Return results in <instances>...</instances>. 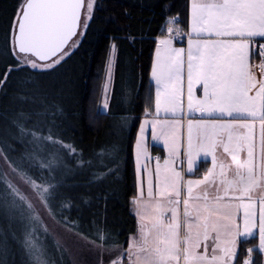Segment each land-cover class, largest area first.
I'll return each mask as SVG.
<instances>
[{
	"label": "snow or ice",
	"instance_id": "6c2138e0",
	"mask_svg": "<svg viewBox=\"0 0 264 264\" xmlns=\"http://www.w3.org/2000/svg\"><path fill=\"white\" fill-rule=\"evenodd\" d=\"M155 7L139 0L153 19ZM182 7L185 20L178 0L165 3L152 36L144 85L151 119L140 121L128 197L136 231L121 242L106 225L122 182L128 118H113L99 153L112 166L91 174L88 191L70 192L76 185L66 177L85 161L62 137L80 119L86 70L69 65L100 20L102 103L88 109L91 127L112 115L123 45L145 33L131 30V8L114 0H15L0 44V264H264V195L257 197L264 194V0H185ZM149 139L166 151L154 168ZM45 219L63 236L50 233Z\"/></svg>",
	"mask_w": 264,
	"mask_h": 264
},
{
	"label": "trees",
	"instance_id": "16d2710c",
	"mask_svg": "<svg viewBox=\"0 0 264 264\" xmlns=\"http://www.w3.org/2000/svg\"><path fill=\"white\" fill-rule=\"evenodd\" d=\"M15 0H0V44L3 42V30L8 26V21L12 14V5ZM117 5L123 7H130L133 14V32L142 29L145 33L144 40L138 42L135 46L131 44H124L122 52L117 58L116 71V88L110 104L111 116L101 117L99 121L89 126L87 113L89 107L95 111L96 106L102 103V95L100 85L103 83V65L101 56L104 52L106 41L99 35V29L102 22L97 20L93 25L92 34L88 36L80 53L75 56L74 60L70 62L69 70L83 67L86 70L84 81L78 82L80 105L77 111L80 115L79 121L75 122L74 127H70L63 135L66 142H72L82 150L83 159L85 161L82 171L77 170L74 174L66 177L68 185H76L70 187L69 191L72 193H83L88 191L86 187L88 180L91 178L93 172L106 171L107 166H112V160L105 155H99L109 142V133L114 129L109 128V124L119 121L124 116L128 118V126L122 133L123 139V162L121 171V183L115 185L118 193L109 200L107 213V228L113 234L119 233L118 239L121 242H126L128 235L135 234L136 221L128 211V197L129 194H135V164L133 159V142L136 137L137 128L141 119L145 116L144 113V98L146 90L144 85L147 84L149 66L151 64V57L153 55L154 45L152 36L156 34V30L162 23V6L165 3H177V0H152L156 5L154 8L155 19L152 18L151 13L147 9L141 11L139 8V0H114ZM185 0H178V8L181 11V19L185 20L183 14V4ZM111 5V0H110ZM117 8L116 11H121ZM177 9H173V14ZM99 16H105L107 13H98ZM143 20V23L139 21ZM151 20V23L149 21ZM124 23V21H122ZM183 26V25H182ZM87 61L85 64L84 62ZM127 97V99H126ZM68 107H74L69 104ZM151 111V110H150ZM71 122V115L68 116ZM67 127V125H66ZM114 138V137H113ZM158 151V147L152 148ZM63 154V153H62ZM68 163L75 168L72 160L67 157ZM90 161V163H88ZM206 165L201 164L202 170ZM105 185L101 184L99 187L92 186L91 192L93 195L97 191H103ZM96 210V209H94ZM49 223V222H48ZM48 223L44 221V225L48 228ZM49 229V228H48ZM38 234L44 239L42 229L37 225ZM49 232L52 233L49 229ZM46 244L51 247L54 240L49 236ZM126 246V243H125Z\"/></svg>",
	"mask_w": 264,
	"mask_h": 264
},
{
	"label": "crops",
	"instance_id": "0c3cea01",
	"mask_svg": "<svg viewBox=\"0 0 264 264\" xmlns=\"http://www.w3.org/2000/svg\"><path fill=\"white\" fill-rule=\"evenodd\" d=\"M177 46H179V45H177ZM197 94H199V91L198 90H197ZM142 119H151V116H146V117H143ZM139 126H140V123H139ZM139 126L137 128V132H138ZM137 132H136V136H137ZM135 140H136V137H135ZM135 140L133 142V146L135 144ZM147 147H148V152H149L150 156L152 157V160H150L149 163L154 168L155 167V157L153 156L154 152H156V153H158L160 155V158H161L160 162L162 163L163 162V158L166 157V151L164 150L162 144L157 143V142H154L151 139L148 140ZM153 147H158L159 150L158 151H154L152 149ZM133 159H134V156H133ZM134 164H135V162H134ZM201 164L202 163H200V165ZM200 165H199V167H200ZM260 195H264V194L257 193V197H259ZM256 210H257V213H258V211H259V202H258V199H257V208H256Z\"/></svg>",
	"mask_w": 264,
	"mask_h": 264
},
{
	"label": "rangeland",
	"instance_id": "374dc122",
	"mask_svg": "<svg viewBox=\"0 0 264 264\" xmlns=\"http://www.w3.org/2000/svg\"><path fill=\"white\" fill-rule=\"evenodd\" d=\"M116 71H117V69H115V79H114V83H113L112 89H110V93H109V109H110L111 100H112V97H113V94H114V91H115V88H116ZM45 222H46V224L49 222L48 223V226H49L48 228L50 229V231L53 234H55L57 236V238L63 236V232L59 228L58 225L52 223L50 220H47V219H45Z\"/></svg>",
	"mask_w": 264,
	"mask_h": 264
},
{
	"label": "built area",
	"instance_id": "2783aa9c",
	"mask_svg": "<svg viewBox=\"0 0 264 264\" xmlns=\"http://www.w3.org/2000/svg\"><path fill=\"white\" fill-rule=\"evenodd\" d=\"M156 157H159L158 155H156Z\"/></svg>",
	"mask_w": 264,
	"mask_h": 264
}]
</instances>
